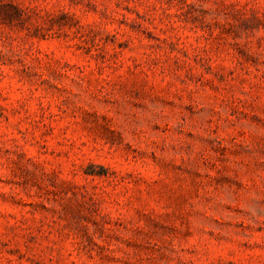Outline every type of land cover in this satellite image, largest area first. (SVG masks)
<instances>
[{
  "label": "rangeland",
  "instance_id": "rangeland-1",
  "mask_svg": "<svg viewBox=\"0 0 264 264\" xmlns=\"http://www.w3.org/2000/svg\"><path fill=\"white\" fill-rule=\"evenodd\" d=\"M0 264H264V0H0Z\"/></svg>",
  "mask_w": 264,
  "mask_h": 264
}]
</instances>
